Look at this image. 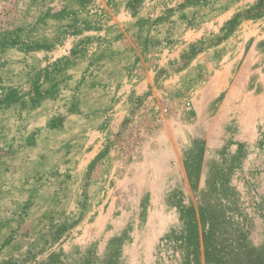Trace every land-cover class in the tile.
Here are the masks:
<instances>
[{
  "label": "rangeland",
  "instance_id": "374dc122",
  "mask_svg": "<svg viewBox=\"0 0 264 264\" xmlns=\"http://www.w3.org/2000/svg\"><path fill=\"white\" fill-rule=\"evenodd\" d=\"M0 264H264V0H0Z\"/></svg>",
  "mask_w": 264,
  "mask_h": 264
}]
</instances>
